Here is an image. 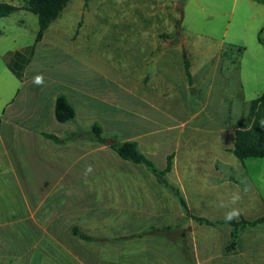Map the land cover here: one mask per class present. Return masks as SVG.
Segmentation results:
<instances>
[{
  "label": "crops",
  "instance_id": "crops-1",
  "mask_svg": "<svg viewBox=\"0 0 264 264\" xmlns=\"http://www.w3.org/2000/svg\"><path fill=\"white\" fill-rule=\"evenodd\" d=\"M53 23L39 41L9 51L0 70V264H264L259 227L243 230L227 250L228 225L222 236L220 227L226 224L207 226L190 217L249 219L251 195L259 206L264 201L262 177L251 181L247 171L224 170L223 158H178L190 154L193 134L207 132L200 144L221 132L209 124L198 128L193 120L201 103L195 109L193 71L189 61L190 85L181 58L185 47L156 38L152 53L140 58L139 52L136 78L128 52L121 60L88 52L84 59L69 55L68 63L80 68L77 76L55 68L65 60L48 64L44 74L29 73L34 46L46 41L48 31L54 32L49 44L61 55L68 53L60 41L73 42L79 33L60 36ZM58 95L73 107V120L55 119ZM162 116L173 122L166 126L164 141L157 138L162 129H155ZM93 124L104 136L135 141L145 157L156 156L166 145L155 167L162 170L172 154L165 178L180 190L189 214L143 164L114 158L108 142L87 139ZM75 132L84 137L65 139ZM147 159L154 165L155 158ZM235 159L240 166L242 160ZM73 229L94 241L83 240Z\"/></svg>",
  "mask_w": 264,
  "mask_h": 264
},
{
  "label": "rangeland",
  "instance_id": "rangeland-1",
  "mask_svg": "<svg viewBox=\"0 0 264 264\" xmlns=\"http://www.w3.org/2000/svg\"><path fill=\"white\" fill-rule=\"evenodd\" d=\"M0 2L26 8L28 0ZM178 2L179 0H89L84 6V0H69L51 25L60 29L58 35H68L69 38L79 29L73 42L68 39L60 41L68 55L53 51L49 40L54 32L48 31L46 41L34 46V57L28 72L41 71L44 74L45 69L50 67L48 64L54 67L57 65L55 61L65 60L63 66L55 68L72 74L75 72L74 75L77 76L76 72L80 68L68 63L73 54L76 56L77 53V58L81 59H84L83 53L88 52L100 58L121 60L124 52H128L134 63V66L131 65V77L136 78L139 52L140 58L147 57L151 52L149 47L156 38L162 44L173 42L174 23L181 18L178 48L184 46L188 53L190 69L193 71L195 109L198 107L197 102L201 103L195 110L193 120L198 128L209 124L208 128L216 129L218 126L221 132L218 138L212 139L209 136L208 141L200 144L198 139L206 138L207 132L193 134L196 144L190 147V154L178 158H223L224 170L247 171L251 181L258 176L262 177L263 190L260 197L264 201V159L246 158L237 166L239 161L230 152L236 121L240 116H246L248 101L264 91V0H183L181 15L177 12ZM37 30L36 16L24 9L0 19V70L4 69L3 64L9 51L34 43ZM228 44L243 47L242 55L237 57L236 52L230 51L228 56L221 57L220 49ZM235 59L238 61V70L237 64H231ZM177 63L180 65L176 55V65ZM0 87H4L2 83ZM18 98L17 103L23 96ZM3 101L1 98L0 103ZM157 121L159 126L155 129H162L157 138L164 141L166 126L173 122L165 116ZM166 147L163 145L156 156H146L155 158L154 166L161 165L158 158H164ZM112 154L114 158H119L114 152ZM227 192L228 190L226 194ZM251 196L250 212L245 213L249 219L264 215V205L259 206L254 194ZM244 207L242 203V208ZM234 213L237 212L231 215H235ZM227 228V225L220 227L222 236H225ZM259 230L264 234V226H260Z\"/></svg>",
  "mask_w": 264,
  "mask_h": 264
},
{
  "label": "trees",
  "instance_id": "trees-1",
  "mask_svg": "<svg viewBox=\"0 0 264 264\" xmlns=\"http://www.w3.org/2000/svg\"><path fill=\"white\" fill-rule=\"evenodd\" d=\"M69 0H28L26 8H18L13 5L0 2V19L9 16L17 10L24 9L27 12L36 16L38 30L35 35V41H39L47 27L58 17ZM89 0H84V6ZM183 0H179L177 12L181 15V5ZM181 18L174 23V37L172 41L177 43L180 41V28ZM236 52V56L240 57L244 51L243 47L235 45H227L221 50L220 56H228V52ZM185 73L188 83L191 85V77L189 74V60L185 48L182 51ZM237 60H233L231 64L236 65ZM54 116L59 123H64L73 120L75 113L73 107L63 95H58L54 102ZM235 137L230 152L239 160L246 158H260L264 159V91L254 99L248 102L246 116H240L235 123ZM45 138L52 140L55 143L62 142L55 135L41 133ZM84 137L83 133L75 132L69 134L65 139L72 140ZM90 141H95L100 144L106 145L110 141L109 148L115 154L126 161L134 164H143L149 171H151L156 179L166 187L171 195L175 197L181 206L182 210L188 215L189 211L180 190L168 183L165 174L171 170L172 167V154L166 157V165L162 170L157 169L153 163L147 159L138 149L135 141H118L115 137L106 138L103 136L102 130L99 125L93 124L86 136ZM190 217L197 223L207 226H217L226 224L231 228L230 243L226 247L227 250L233 249L239 234L248 228H255L264 226V215L255 219H225V220H209L203 217L190 215ZM73 233L86 241H94L93 238L80 233L77 229H73Z\"/></svg>",
  "mask_w": 264,
  "mask_h": 264
},
{
  "label": "water",
  "instance_id": "water-1",
  "mask_svg": "<svg viewBox=\"0 0 264 264\" xmlns=\"http://www.w3.org/2000/svg\"><path fill=\"white\" fill-rule=\"evenodd\" d=\"M108 144H111V142H110V141H108Z\"/></svg>",
  "mask_w": 264,
  "mask_h": 264
}]
</instances>
